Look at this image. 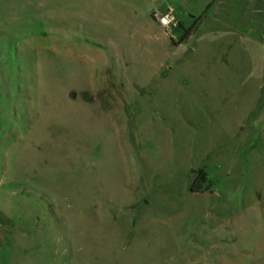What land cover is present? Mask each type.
<instances>
[{
	"label": "rangeland",
	"instance_id": "obj_1",
	"mask_svg": "<svg viewBox=\"0 0 264 264\" xmlns=\"http://www.w3.org/2000/svg\"><path fill=\"white\" fill-rule=\"evenodd\" d=\"M70 2L0 0V264H264V42L56 41Z\"/></svg>",
	"mask_w": 264,
	"mask_h": 264
},
{
	"label": "crops",
	"instance_id": "obj_2",
	"mask_svg": "<svg viewBox=\"0 0 264 264\" xmlns=\"http://www.w3.org/2000/svg\"><path fill=\"white\" fill-rule=\"evenodd\" d=\"M68 10L66 14L65 7L54 5L53 29L56 41L99 39L93 35H101L103 31L92 19L99 15L100 10H111L112 16L125 19L126 24L143 25L141 27L155 31L157 47L162 38H167L173 45L172 50H175L195 36L198 37L200 30L208 24L213 25L214 35L217 32L223 38L264 42V0H71ZM155 12L169 13L172 24L168 28L160 27L152 18ZM114 23L120 24L118 20ZM76 30H81V34H77ZM188 30V38L180 43L184 31ZM152 52L149 54L152 55ZM225 56L223 62L227 63L228 53ZM167 69L173 70L172 67Z\"/></svg>",
	"mask_w": 264,
	"mask_h": 264
},
{
	"label": "trees",
	"instance_id": "obj_3",
	"mask_svg": "<svg viewBox=\"0 0 264 264\" xmlns=\"http://www.w3.org/2000/svg\"><path fill=\"white\" fill-rule=\"evenodd\" d=\"M190 30L184 31L182 37L179 40L180 43L184 42L188 38L190 34ZM210 186L211 185H210V182H208L207 180V175L205 171L203 169H198L196 171L195 178L193 179L192 185L190 187V191L192 193H203V192L209 191ZM0 216H2L1 213H0ZM4 221L0 219V223H3Z\"/></svg>",
	"mask_w": 264,
	"mask_h": 264
},
{
	"label": "built area",
	"instance_id": "obj_4",
	"mask_svg": "<svg viewBox=\"0 0 264 264\" xmlns=\"http://www.w3.org/2000/svg\"><path fill=\"white\" fill-rule=\"evenodd\" d=\"M152 18L156 20L157 24L162 28H168L173 22L172 17L167 12L162 14L155 12L152 14Z\"/></svg>",
	"mask_w": 264,
	"mask_h": 264
},
{
	"label": "snow or ice",
	"instance_id": "obj_5",
	"mask_svg": "<svg viewBox=\"0 0 264 264\" xmlns=\"http://www.w3.org/2000/svg\"><path fill=\"white\" fill-rule=\"evenodd\" d=\"M165 23H166V21H165Z\"/></svg>",
	"mask_w": 264,
	"mask_h": 264
},
{
	"label": "water",
	"instance_id": "obj_6",
	"mask_svg": "<svg viewBox=\"0 0 264 264\" xmlns=\"http://www.w3.org/2000/svg\"><path fill=\"white\" fill-rule=\"evenodd\" d=\"M193 171H194V169H193Z\"/></svg>",
	"mask_w": 264,
	"mask_h": 264
}]
</instances>
